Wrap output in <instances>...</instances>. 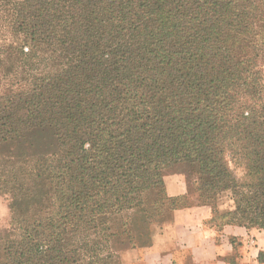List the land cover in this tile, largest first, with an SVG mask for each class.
Listing matches in <instances>:
<instances>
[{
	"label": "trees",
	"instance_id": "trees-1",
	"mask_svg": "<svg viewBox=\"0 0 264 264\" xmlns=\"http://www.w3.org/2000/svg\"><path fill=\"white\" fill-rule=\"evenodd\" d=\"M4 1L0 87L27 57L51 71L0 91V153L45 134L56 151L33 161L0 264H120L191 205L264 232V19L251 0ZM177 165L187 194L168 198L162 171ZM227 192L234 208L219 214Z\"/></svg>",
	"mask_w": 264,
	"mask_h": 264
},
{
	"label": "crops",
	"instance_id": "crops-1",
	"mask_svg": "<svg viewBox=\"0 0 264 264\" xmlns=\"http://www.w3.org/2000/svg\"><path fill=\"white\" fill-rule=\"evenodd\" d=\"M163 184L168 198L187 194L182 174L163 175ZM136 241L120 253V264H264V232L218 220L207 205L175 208L169 222Z\"/></svg>",
	"mask_w": 264,
	"mask_h": 264
},
{
	"label": "rangeland",
	"instance_id": "rangeland-1",
	"mask_svg": "<svg viewBox=\"0 0 264 264\" xmlns=\"http://www.w3.org/2000/svg\"><path fill=\"white\" fill-rule=\"evenodd\" d=\"M251 4L253 8L257 6V18L264 19V0H251ZM12 6L13 4L9 1L0 2V36L4 37L0 38L1 44L2 42L6 41V39L9 40L12 37L11 33L9 32L10 27L8 25L10 18V8H12ZM262 23L264 24V21ZM262 23H260V25H262ZM43 57L44 55L40 53L37 56L32 57L33 59L31 61H29L27 57L26 64H24L23 62L19 63V61L16 62L13 72L6 75V83H2L0 91L9 83L10 85H12L13 90H25L29 87V78L43 76L47 72L51 71V63L49 62V59H47V61H43L42 63H38V60ZM259 65L260 67H262V69H264V59L260 61ZM2 67L3 64L0 65V71H2ZM31 68L35 69L31 70ZM49 138L52 137L46 134L43 138L39 137V146L36 149H29L26 144H13L10 146L11 151L8 150L7 153H0V235L1 232L5 230H11L15 228V226L13 225V219H15V217H17V215H19V213L21 212L20 208L15 205V201L20 198L18 197L20 193H25V187L27 186L29 181V174L31 171L33 173L34 159H37V157L40 155H46L56 151L54 148V144L51 146L52 141ZM231 167L235 177L237 179H240L242 177V172L244 171L243 167ZM182 172L183 167L177 165L166 168L162 171V174L179 175L182 174ZM11 178H14L16 180V182L14 183V185H16L17 187L16 192H13L11 190V188L13 187L12 185L9 187L3 186L5 185L6 181ZM190 181L192 182L193 180ZM21 185H23V188L21 191H19V186ZM218 198V209L227 210L229 208H234V203L229 192L219 195ZM42 201L45 202L44 200ZM128 214H130L131 220L134 221L133 228L136 231L143 227L142 223H145L147 225L146 219L143 216L144 212L142 207L130 210ZM120 215L122 214H119V216ZM115 217L117 218L118 216ZM251 228L256 227L254 226ZM3 260L4 257L2 254V242L0 240V262H2Z\"/></svg>",
	"mask_w": 264,
	"mask_h": 264
}]
</instances>
